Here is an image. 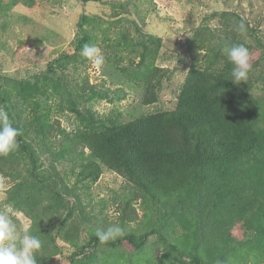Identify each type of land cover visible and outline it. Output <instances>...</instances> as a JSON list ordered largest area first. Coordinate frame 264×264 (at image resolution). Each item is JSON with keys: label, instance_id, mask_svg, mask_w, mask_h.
Listing matches in <instances>:
<instances>
[{"label": "rangeland", "instance_id": "obj_1", "mask_svg": "<svg viewBox=\"0 0 264 264\" xmlns=\"http://www.w3.org/2000/svg\"><path fill=\"white\" fill-rule=\"evenodd\" d=\"M223 11L228 15L223 16ZM82 15L86 18L80 25ZM241 21L247 28L244 34L236 28ZM198 29L202 30L198 32ZM84 35L86 41L78 48ZM192 38L204 47L200 46L202 51L192 50L194 41L192 49L188 48ZM232 44H244L249 49L252 64L249 75L256 80L258 73L264 72V0H0V75L8 78L7 82L3 79L0 83L11 90L14 98L16 80L32 82L42 77L38 78L39 85L46 86L50 94L47 108L36 115H44V120L52 126L46 127L48 132L41 139L50 146H58L66 135L82 127L76 113L68 109L69 101H75L78 110L89 108L107 125L172 110L190 68H204L203 50L223 59L227 58L223 47ZM86 45L99 48L104 56L102 66H94L85 56ZM144 47L147 53L141 63ZM147 64L153 66L151 80L155 82L159 78L160 81L152 103L144 102L148 80L142 74ZM154 68L158 70L152 75ZM250 93L264 97L260 81ZM38 97L29 105L39 101ZM22 114L29 115L28 111ZM259 125L264 126V120ZM27 160L22 155L13 159L12 154L1 159L10 169L20 168V174L28 168ZM48 162L46 155L41 156L44 169L49 167ZM57 168L67 171L65 180L73 185L77 176L69 173V165L60 163ZM16 181L0 170V210H7L18 228L28 229L32 223L26 213L29 209H15L7 202L8 191ZM76 186L81 203L72 222L64 224L62 233L78 245L86 242L88 227L96 231L115 224L136 235L160 227L159 219H154L153 206H148L150 202H145L137 188L106 166L101 165L95 181L84 178ZM79 211L86 216L83 220L78 217ZM222 213L225 212H216L212 223L205 218L207 224L203 226L192 219L202 229L204 255L209 260L215 259L212 264L217 261L264 264L257 256L258 249L245 245L248 233L243 221L233 217L230 223H220ZM194 223L173 220L164 227L162 234L168 237L167 246L157 233L149 235L141 250H136L124 238L113 248L100 246L94 260L88 256L92 250H86L76 257L80 260L73 262L70 254L75 246L57 237L58 250L51 254V264H178L177 257L190 263L195 242L191 237ZM224 244L231 248L227 256L222 255Z\"/></svg>", "mask_w": 264, "mask_h": 264}, {"label": "trees", "instance_id": "obj_2", "mask_svg": "<svg viewBox=\"0 0 264 264\" xmlns=\"http://www.w3.org/2000/svg\"><path fill=\"white\" fill-rule=\"evenodd\" d=\"M222 15L228 12L223 11ZM85 18L81 16L80 25ZM85 41L86 35L77 47H82ZM197 42L192 38L188 48L192 49L193 43L196 45L192 50L202 51L203 46ZM203 52L204 68H190L174 109L107 125L89 108L78 110L75 101H69L68 109L76 113L82 127L66 135L58 146L41 140L48 132L46 127H52L44 115H36L47 108L50 94L46 86L39 85L38 78L42 77L32 82L16 80L14 98L11 90L0 83V108L8 111L21 132L20 147L11 154L13 159L21 155L28 159V168L20 174V168L10 169L0 156V170L17 180L8 191L7 202L15 209H29L26 213L32 223L28 229L43 242L42 250L36 254L37 264H51V254L58 250L57 237L75 246L70 254L73 262L80 260L76 257L86 250H92L88 256L94 260L100 246L113 248L124 238L136 250H141L149 235L157 233L167 246L168 237H164L162 229L170 222L189 224L191 220L193 225L194 218L198 226H203L207 224L205 218L214 222L213 215L218 211L225 212L218 220L220 223H230L233 217L243 221L248 233L245 245L258 249L257 256L264 261V126L259 125L264 120V97L250 93L257 81L264 90V72H259L256 80L249 75L246 82L236 84L231 81L233 65L224 60L227 58L221 59L212 51ZM146 53L143 52L141 63ZM151 69L153 66L147 64L142 74L148 80L145 103L155 101V88L160 83L159 78L155 82L151 80ZM157 70L154 68L152 75ZM3 79L8 81L0 75V81ZM50 87L55 90L52 84ZM37 96L39 101L30 106V101ZM24 111L29 115L23 116ZM44 155L50 160L46 169L40 164ZM60 163L68 164L69 173L76 174L73 185L65 180L67 171L57 168ZM101 165L122 175L137 188L138 195L150 202L148 206H153L154 219H159L160 227L139 235L130 230L106 244L99 242L91 227L87 228V240L82 245L62 233L64 224L72 222L81 203L76 184L84 178L95 181ZM78 217L83 220L86 216L79 211ZM201 233L202 229L194 223L191 261L177 257L178 264L215 263V259L209 260L203 253ZM171 246L177 248L175 244ZM222 251L227 256L231 248L224 244Z\"/></svg>", "mask_w": 264, "mask_h": 264}, {"label": "clouds", "instance_id": "obj_3", "mask_svg": "<svg viewBox=\"0 0 264 264\" xmlns=\"http://www.w3.org/2000/svg\"><path fill=\"white\" fill-rule=\"evenodd\" d=\"M236 28L241 34L247 31L243 21ZM83 51L94 66L103 65L104 56L99 48L86 45ZM222 51L233 65L231 81L236 84L246 82L252 68L249 49L244 44H232L225 45ZM20 135L21 132L14 126L8 111L0 108V156H7L19 149ZM95 235L101 244H106L124 236L125 231L121 226L113 224L107 229H97ZM42 247L43 242L38 236L27 228H18L8 211L0 210V264H37L36 254ZM217 264L220 262L217 261Z\"/></svg>", "mask_w": 264, "mask_h": 264}]
</instances>
